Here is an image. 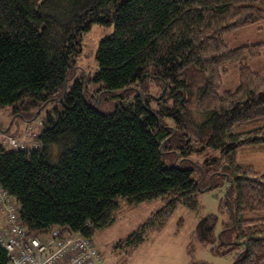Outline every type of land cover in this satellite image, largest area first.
Wrapping results in <instances>:
<instances>
[{"label":"trees","instance_id":"obj_1","mask_svg":"<svg viewBox=\"0 0 264 264\" xmlns=\"http://www.w3.org/2000/svg\"><path fill=\"white\" fill-rule=\"evenodd\" d=\"M263 21L264 0H0V106L27 122L42 115L27 149L0 146V187L19 204L22 225L94 240L116 221L120 199L161 198L114 250L131 257L184 205L199 218L190 254L195 244L212 245L232 255L230 264H264V172L237 160L238 149L264 146V124L245 128L264 120V71L247 64L264 58V41H225ZM94 24L113 27L99 42L98 69L70 85ZM233 70L238 86L222 89ZM89 81L99 85L98 97L121 98L113 111L99 109ZM147 82L160 87L161 99H127ZM194 144L220 151V159L206 160L210 170L217 165L211 177L220 182L205 185L199 166L169 162L188 160ZM226 183L220 210L227 228L217 233L218 216H202L199 194ZM0 264H10L1 245ZM190 264L209 263L192 255Z\"/></svg>","mask_w":264,"mask_h":264},{"label":"rangeland","instance_id":"obj_2","mask_svg":"<svg viewBox=\"0 0 264 264\" xmlns=\"http://www.w3.org/2000/svg\"><path fill=\"white\" fill-rule=\"evenodd\" d=\"M113 27H105L94 24L90 31L83 36L82 52L76 58L77 70L73 74V78L69 81L71 85L75 78L86 77L91 79L94 77L98 69L97 49L99 42L106 35L111 33ZM225 41L231 47H237L244 44L257 43L264 41V21L260 24L245 27L225 35ZM247 64L256 71H264V58L260 57L255 60L247 61ZM88 89L93 95L95 102L98 101L99 109L102 112L113 111L121 101L119 96L110 97L112 93H105L98 97L99 85L93 81H89ZM238 86V72L236 70L226 74L223 78L222 89H235ZM135 94L151 96L154 100L161 99V89L154 82H147L142 85L134 86L133 90L127 92V99H132ZM114 96V95H113ZM124 100V99H122ZM155 101L153 104L155 105ZM158 106V105H157ZM49 105L48 108H51ZM195 112V106L192 107ZM42 115L38 119L31 122L24 121L16 114L11 107L0 106V129L8 130L7 132L23 139L25 143L33 144L41 129ZM168 119V118H166ZM169 121V120H168ZM172 122V121H171ZM264 124V120H259L254 125L246 126L249 129L253 126ZM174 126V123H170ZM35 137V138H34ZM22 142V141H21ZM195 151L186 156L188 160L178 161V157H172L170 163H183L186 167L195 169L199 166V176L205 180V185L218 183L221 181L220 175L211 177V173L216 171L217 165L208 168L207 159L221 157L218 149L207 148L205 151L200 149L199 144H194ZM169 156V155H168ZM184 158V156H182ZM237 160L241 164L252 165L256 170L264 172V146L253 145L244 146L237 151ZM198 172V170H197ZM227 183L218 189L207 190L199 194L201 202L202 216L213 213L218 216L217 233L227 228L228 216L221 212L220 204L224 198ZM163 205L161 198L144 202L139 205H131L125 199H120V208L116 221L109 227L97 232L94 240L102 253V261L96 264H190L192 255L198 261H205L209 264H230L232 255H220L213 251L212 245L195 244L190 254L192 235L196 229L199 218L196 213L184 205H179L175 210L165 228L153 234L145 243H143L134 255L127 256L125 252L114 250V244L120 240L127 238L135 231L145 220L157 209ZM181 224V225H180ZM5 226L6 224H1ZM233 229L226 232V238L234 235Z\"/></svg>","mask_w":264,"mask_h":264},{"label":"built area","instance_id":"obj_3","mask_svg":"<svg viewBox=\"0 0 264 264\" xmlns=\"http://www.w3.org/2000/svg\"><path fill=\"white\" fill-rule=\"evenodd\" d=\"M22 141V142H21ZM0 146L27 149L25 141L0 129ZM39 143H35V148ZM19 204L7 190L0 187V212L6 225L0 224V245L10 257V264H96L102 261V253L89 237L59 228L49 234L29 232L21 223Z\"/></svg>","mask_w":264,"mask_h":264},{"label":"crops","instance_id":"obj_4","mask_svg":"<svg viewBox=\"0 0 264 264\" xmlns=\"http://www.w3.org/2000/svg\"><path fill=\"white\" fill-rule=\"evenodd\" d=\"M5 223V217L4 214L0 212V224Z\"/></svg>","mask_w":264,"mask_h":264}]
</instances>
